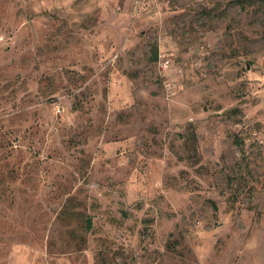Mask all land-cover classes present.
I'll return each mask as SVG.
<instances>
[{
  "label": "rangeland",
  "instance_id": "374dc122",
  "mask_svg": "<svg viewBox=\"0 0 264 264\" xmlns=\"http://www.w3.org/2000/svg\"><path fill=\"white\" fill-rule=\"evenodd\" d=\"M0 264H264V0H0Z\"/></svg>",
  "mask_w": 264,
  "mask_h": 264
},
{
  "label": "trees",
  "instance_id": "16d2710c",
  "mask_svg": "<svg viewBox=\"0 0 264 264\" xmlns=\"http://www.w3.org/2000/svg\"><path fill=\"white\" fill-rule=\"evenodd\" d=\"M87 226L90 227V221L87 222Z\"/></svg>",
  "mask_w": 264,
  "mask_h": 264
}]
</instances>
